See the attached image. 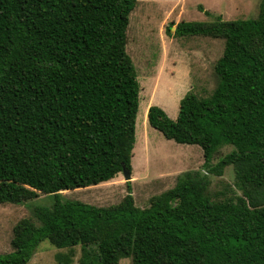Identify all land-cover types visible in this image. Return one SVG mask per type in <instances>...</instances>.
I'll return each mask as SVG.
<instances>
[{"label":"trees","instance_id":"obj_1","mask_svg":"<svg viewBox=\"0 0 264 264\" xmlns=\"http://www.w3.org/2000/svg\"><path fill=\"white\" fill-rule=\"evenodd\" d=\"M136 4L0 0V204L55 200L33 210L37 222H18L0 264H27L46 240L69 250L58 264H72L76 247L79 264H264V0L252 19L177 25L179 37L225 42L210 96L189 92L175 121L158 106L148 112L167 140L202 148L201 170L144 209L131 189L109 207L62 198L132 169L141 87L127 29ZM229 166L241 195L211 190L209 175Z\"/></svg>","mask_w":264,"mask_h":264},{"label":"rangeland","instance_id":"obj_2","mask_svg":"<svg viewBox=\"0 0 264 264\" xmlns=\"http://www.w3.org/2000/svg\"><path fill=\"white\" fill-rule=\"evenodd\" d=\"M261 1L137 0L127 29V52L136 67L141 87L130 171L132 180L127 182L124 173H120L115 179L97 186L63 191V200L109 207L121 203L131 189L136 206L144 209L152 197L174 188L180 175L202 169L205 160L200 146L167 140L148 122L152 106L162 108L175 121L181 100L189 92L208 97L218 83L214 67L223 55L224 40L179 37L175 34L177 25L209 22L217 17L227 21L252 19L257 17ZM232 149L229 146L221 148L213 162H218ZM234 174L233 166H229L222 177L209 175L212 192L226 193V187H230L233 191L226 196L240 194L235 188ZM54 202V196L40 194L24 204H0V255L12 252L13 230L18 222L22 219L37 222L33 210L50 207ZM62 252L69 250L57 249L49 241H43L27 264H58L56 256ZM82 254V248L76 247L72 264H79ZM119 264L134 263L131 257H126Z\"/></svg>","mask_w":264,"mask_h":264},{"label":"water","instance_id":"obj_3","mask_svg":"<svg viewBox=\"0 0 264 264\" xmlns=\"http://www.w3.org/2000/svg\"><path fill=\"white\" fill-rule=\"evenodd\" d=\"M124 176H125V179H126L127 182L132 180V176H131L130 171L124 170Z\"/></svg>","mask_w":264,"mask_h":264}]
</instances>
